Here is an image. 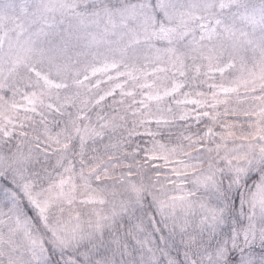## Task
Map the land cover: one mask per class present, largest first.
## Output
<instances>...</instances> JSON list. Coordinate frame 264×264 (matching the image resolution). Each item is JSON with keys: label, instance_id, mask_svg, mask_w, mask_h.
<instances>
[{"label": "snow or ice", "instance_id": "snow-or-ice-1", "mask_svg": "<svg viewBox=\"0 0 264 264\" xmlns=\"http://www.w3.org/2000/svg\"><path fill=\"white\" fill-rule=\"evenodd\" d=\"M0 264H264V0H0Z\"/></svg>", "mask_w": 264, "mask_h": 264}]
</instances>
